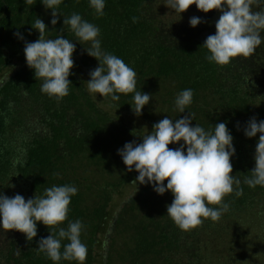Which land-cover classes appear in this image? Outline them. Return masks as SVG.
Returning a JSON list of instances; mask_svg holds the SVG:
<instances>
[{
  "label": "trees",
  "instance_id": "1",
  "mask_svg": "<svg viewBox=\"0 0 264 264\" xmlns=\"http://www.w3.org/2000/svg\"><path fill=\"white\" fill-rule=\"evenodd\" d=\"M147 1L106 0L104 14L98 16L89 0H64L56 9L61 14L57 13L58 22L52 25V10L40 0H0V77L9 73V80L0 83V193L27 199L42 196L54 184L75 185L78 192L71 199L68 218L58 227L67 228L69 221L83 222L81 240L88 247L85 264H219L218 257L212 259L218 252L209 247L212 239L228 234L231 226L243 232L247 225L253 226L249 222L254 215L264 213V186L249 187L244 182L255 163L260 133L248 138L243 132L250 118L264 119V44L247 58L234 57L223 65L209 62L202 44L215 33L219 10L202 11L204 18L196 27L171 34ZM73 13L97 25L102 48L136 71L137 90L152 93L158 82L167 85L163 107L170 118L190 112L192 124L206 130L226 123L236 149L231 174L240 180L242 194L234 190L225 195L223 202L229 207L218 221L203 218L201 225L185 231L166 213L171 192L160 195L147 184H137V190L138 172L126 170L117 149L129 141L141 142L143 125L153 126L159 120L150 110L147 113V106L141 115L134 114V93L118 94L120 100L112 101L100 94L94 99L88 92L89 72L99 62L85 50L91 42L80 44L70 26H63V17ZM37 17L48 26L47 38L60 34L76 44L69 95L59 100L41 92L42 79L35 78L25 59L13 63L25 57V40L38 39L39 32L33 28ZM17 32L24 39L14 35ZM186 88L193 90V102L179 113L175 98ZM177 146L170 144L169 148ZM89 164L114 180L103 178L95 187L88 186L89 193L84 191L77 169ZM129 186L133 193L116 207V191ZM48 227L37 222V236L31 241L17 230L0 229V264H54L36 249L37 241L56 226ZM59 264L78 262L62 259Z\"/></svg>",
  "mask_w": 264,
  "mask_h": 264
},
{
  "label": "clouds",
  "instance_id": "2",
  "mask_svg": "<svg viewBox=\"0 0 264 264\" xmlns=\"http://www.w3.org/2000/svg\"><path fill=\"white\" fill-rule=\"evenodd\" d=\"M40 2L46 9L52 10L50 23L56 25L57 13L60 14L56 9L64 0ZM193 4L205 13L212 9L221 13L215 22V33L208 35L202 44L208 50L206 59L209 62L223 65L230 63L234 57L247 58L264 44V0H167L165 5L179 13L181 19L180 14ZM89 5L98 16H102L106 0H89ZM201 22L202 18L198 16L189 19L191 27ZM64 25L70 26L79 43L91 42V46L85 50L99 62L89 72L88 92L93 94L94 99L100 94L103 98L110 97L112 101L120 100L118 94L134 93L135 106L132 109L135 115H141L152 94L137 90L136 71L122 58L102 48L98 39L100 28L83 19L80 13L63 17ZM33 28L38 30L39 37L34 42H24L26 64L34 70L35 78L42 79V93L57 100L62 99L69 95V86L72 85L69 76L74 67L72 55L76 44L60 34L47 38L45 33L48 26L39 17ZM14 35L24 39L18 32ZM4 80H9V73L0 77V83ZM193 96L191 88L177 94L175 107L179 113L185 112L193 102ZM192 121L190 112L179 119L165 116L153 124L150 132L145 127L144 134L139 135L141 142L129 141L117 149L126 170L138 172L136 188L137 184H147L157 194L171 192L173 199L166 206V213L185 231L201 225L203 218L218 221L229 207L223 202L225 195L234 190L237 195L242 194L240 180L231 174V157L236 149L226 123L221 121L214 125V129L206 130L199 124L193 125ZM243 132L248 138L260 133L253 155L255 163L249 170L251 175L244 182L249 187L264 186V119L257 121L255 117L250 118ZM170 144L178 146L169 148ZM77 192L78 188L73 184H54L45 188L42 196L27 199L21 194L9 197L0 193V229L17 230L31 241L37 236V222L49 226L48 230L50 226H56L49 230L48 236L37 241V251L44 253L54 264H59L62 259L85 264L88 247L81 240L83 222L69 221L67 228L58 227L68 218L71 199ZM65 240L68 243H63Z\"/></svg>",
  "mask_w": 264,
  "mask_h": 264
},
{
  "label": "rangeland",
  "instance_id": "3",
  "mask_svg": "<svg viewBox=\"0 0 264 264\" xmlns=\"http://www.w3.org/2000/svg\"><path fill=\"white\" fill-rule=\"evenodd\" d=\"M149 5L154 6L155 10V16L159 18V21L163 25V29L167 31L168 33H175V34H181L183 33L187 28L190 27L189 19L193 16L203 17L200 11L193 5L195 8L187 9L184 12H182L181 19L179 16V13L174 12V10H170L165 4L167 3V0H149L147 1ZM153 8V7H152ZM191 10V11H190ZM22 59H16L13 61L16 64H21ZM156 81L155 79H153ZM161 81V80H158ZM157 90H153L152 99L149 101L146 107L147 113L150 110V114L152 117L157 118L158 120L163 119L165 116H169L170 112L165 113L164 105L163 103L164 99L167 100L168 92L166 91L167 85L163 82H158L156 84ZM164 96V97H163ZM144 109V108H143ZM142 109V112H143ZM164 110V111H163ZM149 114V113H148ZM149 114V115H150ZM170 117V116H169ZM144 129L145 127L150 132L152 130V126L150 124L145 123L143 125ZM146 131V129H145ZM78 176H80L82 188L86 192H90V188L88 186H93L97 182H101L104 179L113 181L114 176L109 175L107 172L102 170H96V168L93 165H90L86 167L83 166L77 169ZM95 187V186H93ZM134 191L133 186L125 187L122 189H119L116 191V194L114 195V201L116 207L118 205H121L122 202ZM264 205V204H263ZM115 207V208H116ZM258 210H261V208H258ZM251 225H253L251 228L247 225L246 229L241 231V229L236 227H230L228 230L230 232L228 234H219L216 235V239H212V242L210 244V248H214L215 250H218L216 256H212V259H215L214 257L219 258V264L222 262H225L226 264L230 262L233 264H263L264 263V249H261L260 247H264V213L262 215H254L253 218L249 222ZM246 223H243L242 226L244 227ZM254 226H258V231L254 229ZM237 230V231H236ZM235 232V236H234ZM253 232V233H252ZM260 232H262L260 234ZM252 233V235H250ZM217 234V233H216ZM245 236H243V235ZM250 235V237L243 241L246 236ZM208 251V249H207ZM232 254V255H230ZM1 260V259H0ZM216 260V259H215ZM101 264V263H100Z\"/></svg>",
  "mask_w": 264,
  "mask_h": 264
}]
</instances>
